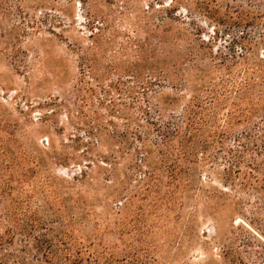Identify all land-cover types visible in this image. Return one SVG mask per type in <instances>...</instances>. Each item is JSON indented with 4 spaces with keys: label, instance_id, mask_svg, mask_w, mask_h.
Wrapping results in <instances>:
<instances>
[{
    "label": "rangeland",
    "instance_id": "1",
    "mask_svg": "<svg viewBox=\"0 0 264 264\" xmlns=\"http://www.w3.org/2000/svg\"><path fill=\"white\" fill-rule=\"evenodd\" d=\"M240 55H264V0H0L8 264H50L9 234L29 217L36 244L110 264H264V92L235 94L264 68ZM196 103L209 148L188 159Z\"/></svg>",
    "mask_w": 264,
    "mask_h": 264
},
{
    "label": "trees",
    "instance_id": "2",
    "mask_svg": "<svg viewBox=\"0 0 264 264\" xmlns=\"http://www.w3.org/2000/svg\"><path fill=\"white\" fill-rule=\"evenodd\" d=\"M249 15L252 16L249 12H243V14L241 13L237 14V16H235V19L237 23H243V21L249 20ZM99 28L101 29V27ZM240 56H242V60L244 61V64L242 66L243 71L247 72V70L256 69V67H259V69L264 68V55L263 56L260 55L261 57L260 56L258 57V61L261 63L257 62V64H254L253 60L251 61V59L247 56L244 55H240ZM234 65L238 67L239 65L242 64L234 60L233 62H230V64L224 66L226 69L229 70ZM189 72L190 70L187 71V73ZM253 75L254 73H252L251 77L246 76L243 82L242 81L240 82L241 90L244 91L240 92L239 90H237L235 93L237 97L241 98L244 92L251 91L253 93L254 91H252V89L255 88L256 86L260 87L261 92H264V79L260 83H258L253 78ZM208 91L209 89H207V92ZM209 95L211 99L210 100L211 102L209 103H212L214 101L216 102V99L220 97L219 93L213 91H209ZM194 106L196 107L188 106L187 108L184 109V113H183V122L185 123V126L187 128L186 130L189 132V136L188 134H185L181 128L175 129L176 131L175 135H179L180 137L179 141L184 142L185 144L184 151L186 158L188 159L192 158L195 155V153H197L198 149L209 148V146H206V144L199 141V139H195L196 137H199L203 132V128L201 127L203 121L201 120L202 118L200 112H198V108L200 105L196 103V105L194 104ZM216 107L217 106L215 105L214 108ZM231 127L232 126H230V128ZM175 135H173V137H176ZM165 137L168 138L167 134L165 135ZM0 170L2 171V172L0 171V191L6 210L5 220L7 221V223L12 222L10 223L12 225L15 224L14 222L15 212L17 208L13 203L14 200V198L12 197L13 187L7 182L6 179H4V172L2 167H0ZM26 220L28 221H23L22 224L19 223L18 224L19 227L14 228L13 230H9V234L11 233V237H12V235H15L16 233L15 229H19L17 230V232L24 233L27 237L32 238L33 242L31 244L36 245V248L43 252L42 254L44 255V259L46 262L50 264H110L104 261L101 255H95V254L93 255L92 253H87V256H85L82 253V251H76L73 248V246L69 244L68 241H63L64 238L60 235V233L55 234V236L50 241L44 243V242H40L39 240L36 244V236L34 235L35 227L32 224L30 217L27 218ZM0 223L3 224V222ZM2 241H4V235H1L0 233V246H2ZM7 243L11 244L12 241H7ZM25 246H27V244ZM25 250L26 248L23 249V251ZM0 254L2 256L1 264H8L10 257H15V256L17 257L15 253L13 254L8 253L7 249H5L4 251L3 248L0 249ZM111 264H113V262Z\"/></svg>",
    "mask_w": 264,
    "mask_h": 264
}]
</instances>
